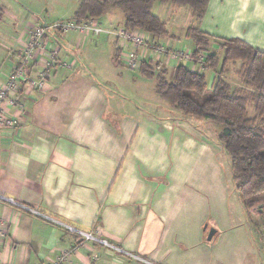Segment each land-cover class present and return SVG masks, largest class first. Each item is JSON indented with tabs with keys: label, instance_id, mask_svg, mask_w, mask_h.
Instances as JSON below:
<instances>
[{
	"label": "crops",
	"instance_id": "1",
	"mask_svg": "<svg viewBox=\"0 0 264 264\" xmlns=\"http://www.w3.org/2000/svg\"><path fill=\"white\" fill-rule=\"evenodd\" d=\"M80 2L0 0V81L17 60L26 24L73 21ZM152 13L175 49L190 43L186 31L196 27L222 58L218 44L234 38L264 53V0H209L200 23L188 6L156 3ZM98 21L123 26L125 16L113 10ZM59 43L63 61L76 66L55 69L52 91H27L24 122L0 132V195L154 264H263L233 203L230 162L218 142L223 127L164 105L157 82L155 100L149 88H134L143 83L137 76L123 84L129 69L113 39L70 34ZM83 61L98 78L84 72ZM123 95L132 97L126 110ZM0 223L11 231L0 243V264H53L76 248L77 264H148L100 246L92 253L78 236L3 200Z\"/></svg>",
	"mask_w": 264,
	"mask_h": 264
},
{
	"label": "trees",
	"instance_id": "2",
	"mask_svg": "<svg viewBox=\"0 0 264 264\" xmlns=\"http://www.w3.org/2000/svg\"><path fill=\"white\" fill-rule=\"evenodd\" d=\"M156 3H173L188 6L200 23L209 0H81L74 21L86 22L108 15L113 10L124 13L127 30L147 32L159 40L169 37L166 25L152 13ZM4 9L0 8V21ZM185 38L193 44L194 61L208 53L203 67L218 70V79L211 87L207 77L184 66L174 69L172 81L160 64L144 65L140 74L157 82V93L168 105L184 117H194L223 127L218 142L230 162V180L237 186L244 207L261 209L264 219V53L245 41L229 39L220 41L223 58L212 54L213 42L198 28H189ZM117 44V43H116ZM120 53V52H118ZM116 58H119V54ZM211 53V54H210ZM240 64L241 87L234 88L227 80L231 67ZM165 69V68H164ZM253 104L255 117L249 116Z\"/></svg>",
	"mask_w": 264,
	"mask_h": 264
},
{
	"label": "built area",
	"instance_id": "3",
	"mask_svg": "<svg viewBox=\"0 0 264 264\" xmlns=\"http://www.w3.org/2000/svg\"><path fill=\"white\" fill-rule=\"evenodd\" d=\"M25 28L27 31L22 33L19 38L17 60L10 63L9 72L0 81V132L17 129L24 122L20 114L25 111L23 101L27 91L42 93L52 91L54 88L52 78L55 69L58 66L69 69L76 66L75 60L70 63L63 61L60 37L76 34L84 37L106 36L111 38L116 41L125 65L132 72H140L144 65L150 64H160L162 67L167 65L172 68L184 66L192 70H202L200 67L204 65L209 55L204 53L195 62L194 48L191 46L185 45L180 49H175L165 40H159L147 32L127 30L123 26L105 27L97 19H90L82 23L73 20L58 21L53 24H26ZM0 200L78 236L82 240V246L92 253V247L100 246L108 253L154 264L123 250L96 232L84 231L9 197L0 195ZM10 233V229L0 223V243ZM76 254L77 248L64 251L53 264H77L75 262ZM93 259L100 261L99 254L94 253Z\"/></svg>",
	"mask_w": 264,
	"mask_h": 264
},
{
	"label": "rangeland",
	"instance_id": "4",
	"mask_svg": "<svg viewBox=\"0 0 264 264\" xmlns=\"http://www.w3.org/2000/svg\"><path fill=\"white\" fill-rule=\"evenodd\" d=\"M116 11L121 13V11H119V10H116ZM117 27H122V25H119ZM185 45L194 47L193 44H190L189 42H185V43H183V45L180 48H182ZM180 48H178V49H180ZM210 52L211 53H216L220 57V59H222V54L220 53L219 50L214 49V48H212V49L210 48ZM83 63H84V67H83L84 72H86V73L90 72L91 76L93 75L94 77L98 78L97 76L100 73L98 71V69H97V71H95V69H94V67L92 65L90 67L87 66L86 63H88V62L85 63L83 61ZM240 66H241L240 64H238L236 66H232L231 67V74L228 75V77H227V79L231 83V85L234 88H238V89L242 85V81H241L240 76H239ZM200 68L203 70L202 72H204V75L207 77V82H208L209 86L212 87L216 83V81L218 79L217 72L219 71V69L218 70H214V71L213 70H206L202 65H201ZM162 70L167 71L166 78H167V80L172 81L174 70L172 68L171 69H164L162 67L161 70L156 71V73L159 74V72L162 71ZM107 75H111V73H106L103 76L107 77ZM133 76H137L139 81L143 82L142 84H139L137 87H134V88H140L142 86L141 88H146V91H149L148 88L150 89V92H151L152 88L155 90V87H156L155 79H153V80H147L146 78L144 79L142 77V75L140 74V72H130L129 70H126V69H123V84L129 83V81H131L130 79H132ZM128 78H129V80H128ZM134 93L137 94V92H135V91H134ZM151 93H153V92H151ZM153 95H154L153 96V100H155L156 99V95H157L155 91H154ZM150 98H152V97L150 96ZM129 99H132V97H130L128 95H123V107H124V110H126L127 107H131L129 105V103H130ZM159 99H160V101H162V103L164 105L169 106L168 103L165 102L164 100H162L160 97H159ZM136 103L138 104L139 108H141L143 110H146V107H145L146 105L145 106L140 105L139 101H136ZM160 113H162V112H160ZM249 113H250L249 116L251 118L255 117L254 109H253V106L251 104L249 105ZM189 118L190 119H195L194 117H189ZM228 161H230L229 157H228ZM231 192H232V195H233V203H234V205L238 206L239 212L244 214V217H243L244 221H246V224L249 225V228L252 231L253 237L255 238L256 250L261 255L262 261H263V264H264V219L261 217V209H262V207H258L254 211H250L247 208H245L244 204H243V202L241 200L240 194L237 191V186H235L233 183L231 184Z\"/></svg>",
	"mask_w": 264,
	"mask_h": 264
},
{
	"label": "water",
	"instance_id": "5",
	"mask_svg": "<svg viewBox=\"0 0 264 264\" xmlns=\"http://www.w3.org/2000/svg\"><path fill=\"white\" fill-rule=\"evenodd\" d=\"M214 234H215V231L211 230L208 239L211 240Z\"/></svg>",
	"mask_w": 264,
	"mask_h": 264
}]
</instances>
